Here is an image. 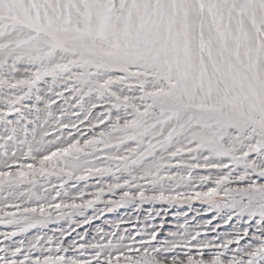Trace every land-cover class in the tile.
Instances as JSON below:
<instances>
[{"label":"snow or ice","instance_id":"obj_1","mask_svg":"<svg viewBox=\"0 0 264 264\" xmlns=\"http://www.w3.org/2000/svg\"><path fill=\"white\" fill-rule=\"evenodd\" d=\"M0 140L34 161L5 150L0 186L60 180L0 206V264H264V0H0ZM193 201L242 223L158 239L149 210L88 239Z\"/></svg>","mask_w":264,"mask_h":264},{"label":"rangeland","instance_id":"obj_2","mask_svg":"<svg viewBox=\"0 0 264 264\" xmlns=\"http://www.w3.org/2000/svg\"><path fill=\"white\" fill-rule=\"evenodd\" d=\"M59 103V102H58ZM75 111V109L73 110ZM82 118V117H81ZM67 123L68 121L65 120ZM83 127V126H81ZM49 132L52 131L51 128L48 129ZM99 131V129H97ZM51 138V137H50ZM7 150L9 157H11L12 153L15 151L16 156L19 158L18 162L20 164L28 165L33 164L34 161H32L30 158H28L25 153L26 149L21 151L19 147H13L12 145L7 146L5 148L3 140H0V163H2L6 158L4 157L3 153ZM7 163L13 165L11 169H5L3 167H0V170H11L16 171V165L12 159H7ZM207 174V173H204ZM95 181H89V183H94ZM73 183V181L69 182V185ZM60 184L59 178L52 176L47 178L37 177L35 186L30 183H25L23 185H20L18 188H6L4 186H0V206L4 205H12V204H20L22 206L28 207L33 206L30 203H26L28 200V196H20L18 193H24L26 189H33L35 191H39L45 195H48L49 198L52 196H55V191L50 187V185H56L57 188ZM83 186V182H81V185ZM47 189V192H44V190ZM88 191H92L91 188L88 189ZM13 192L17 193L16 197L13 199H6L10 194ZM90 198V197H89ZM58 202V200L56 201ZM79 202V201H77ZM98 207H103L102 204L98 205ZM207 205L203 204L200 201H193L191 205L186 204H173L168 205L166 203L162 202H145L142 204L139 209H137L135 204L126 205L124 207H121L117 209L114 212L111 213H105L103 217H100L98 220L93 221L92 226L89 228V236L88 239H91L92 235H94V229L97 226H103L108 231H113L115 229L109 228L107 225H104V220L109 221H119L123 219L125 222L120 224L119 231L123 232L125 230H128L129 232H135V230L139 229L143 226L145 222V217L148 216L149 210H152L153 216L155 215V212L159 211L161 212V217H156L154 220L149 221V223H155L159 224L161 219L164 221V227L161 229V235L158 236V239H176L180 240L183 239L182 236H177L175 238L168 236V232H178L183 233L185 231V228L179 227V225H183L185 223V214H187V231L195 233L196 231H199L201 233V236L199 239H211L212 237L221 236L222 234H229L234 231L235 227H239L240 223H238L237 218L233 216L232 220L229 221L228 224H224L223 220L220 218V216H217L215 210L212 211H206ZM167 209V214L164 215V210ZM4 211L8 212H15L16 209L13 207H6L3 208ZM197 212H199V215L197 216ZM89 215L92 214V210H89ZM53 215H55V211H53ZM137 216H139V221L137 220ZM195 217V219H193ZM215 217V219H213ZM76 219H79V217H76ZM247 218L245 217V220ZM212 220V224L206 225V221ZM219 225V227H216V230L213 231V228ZM68 222L66 220L60 221L59 223H51L47 228H45L43 231L47 234H52V230L58 229V228H67ZM74 227V225H73ZM85 227L88 226H82L81 228L77 229V232H82ZM10 228H6L4 225H0V232L4 231H10ZM36 230H30L28 233L29 236L35 235ZM58 235V233H57ZM75 235V233L73 234ZM222 238H227L226 235H224ZM15 239H24L23 236L16 237ZM247 237L245 240L241 241V245L247 241ZM221 242V240L216 241ZM232 249H235L237 245L233 244L229 246ZM179 251V250H178ZM231 255V253H229Z\"/></svg>","mask_w":264,"mask_h":264},{"label":"bare ground","instance_id":"obj_3","mask_svg":"<svg viewBox=\"0 0 264 264\" xmlns=\"http://www.w3.org/2000/svg\"><path fill=\"white\" fill-rule=\"evenodd\" d=\"M218 243H220V242H218ZM179 250V249H178Z\"/></svg>","mask_w":264,"mask_h":264}]
</instances>
